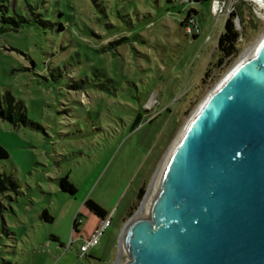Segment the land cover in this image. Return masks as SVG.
Returning <instances> with one entry per match:
<instances>
[{
  "label": "rangeland",
  "instance_id": "374dc122",
  "mask_svg": "<svg viewBox=\"0 0 264 264\" xmlns=\"http://www.w3.org/2000/svg\"><path fill=\"white\" fill-rule=\"evenodd\" d=\"M3 3L24 21L0 32V93L21 100L35 126L0 120L8 152L0 171L17 184L0 193V264H116L122 232L175 138L264 33V7L252 0ZM237 8L236 52L218 63V35ZM189 9L198 31L181 24ZM63 176L75 193L61 190ZM87 198L111 219L80 255L101 222ZM43 209L51 222L39 219Z\"/></svg>",
  "mask_w": 264,
  "mask_h": 264
},
{
  "label": "water",
  "instance_id": "95a60500",
  "mask_svg": "<svg viewBox=\"0 0 264 264\" xmlns=\"http://www.w3.org/2000/svg\"><path fill=\"white\" fill-rule=\"evenodd\" d=\"M120 244L116 264H264V38L206 97Z\"/></svg>",
  "mask_w": 264,
  "mask_h": 264
},
{
  "label": "trees",
  "instance_id": "16d2710c",
  "mask_svg": "<svg viewBox=\"0 0 264 264\" xmlns=\"http://www.w3.org/2000/svg\"><path fill=\"white\" fill-rule=\"evenodd\" d=\"M201 1V0H195ZM192 9H189L185 17L182 19L181 24L184 26L193 17L189 14ZM242 8L232 9L229 11L223 23V30L220 32L217 38L216 47L220 52L221 58L218 63L236 52V43L241 35L235 25V18L241 20L240 12ZM24 21V18L14 15L7 14L5 4L3 0H0V32H4L6 28L11 26L13 29H17L20 24ZM0 120H6L14 126H35V124L28 119L26 115L25 105L21 100L16 99L10 92L5 91L0 93ZM8 157L7 150L0 144V159H6ZM59 186L62 191L75 193L76 188L67 179V176H63L59 179ZM17 184L14 179L3 171H0V193H6L10 190H16ZM143 192L142 188H139L136 195L140 197V193ZM83 204L88 208L89 211L93 212L100 218L106 216V211L95 201L90 198L84 200ZM39 219L45 222H51L53 220L52 215L49 214L47 209H43L39 214ZM78 222L75 217L72 224L73 232L78 231Z\"/></svg>",
  "mask_w": 264,
  "mask_h": 264
},
{
  "label": "bare ground",
  "instance_id": "6f19581e",
  "mask_svg": "<svg viewBox=\"0 0 264 264\" xmlns=\"http://www.w3.org/2000/svg\"><path fill=\"white\" fill-rule=\"evenodd\" d=\"M252 1H254V2H256L258 5L264 7V0H252ZM215 6H218V2L216 3ZM263 38H264V33L259 37V39L256 41V43H255L253 46L249 47L247 50H245V52L242 53V55H241V57H240L238 63H237L235 66H237V65L240 64L242 61H244V60L248 59L249 57H251V56L254 54V52H255V50H256L258 44L260 43V41H261ZM235 66H234V67H235ZM234 67H232V68L226 73V75L223 77V79H222L221 81H219V83H218L217 85L214 86L213 90H214L216 87H218V86L224 81V79L226 78V76L229 74V72H230ZM213 90H212V91H213ZM212 91H211V92H212ZM211 92H210V93H211ZM205 99H206V98H205ZM205 99H204V100H205ZM204 100L202 101L201 105L195 110V112H194L193 115L190 117V119L187 121V123H186V125L184 126V128L179 132V134H178L177 137L175 138L174 142L172 143L171 147L169 148V150H168L167 153L165 154L164 158L162 159V161H161V163H160V165H159V167H158V169H157V171H156V173H155V176H154V178H153V180H152V182H151V184H150L149 190H148L147 194L145 195V197H144V199H143V202H142V205H141L139 211L137 212V214H139V212H141V210L143 209L144 203H145V201H146V199H147V196H148V194H149V192H150V189H151L152 183H153V181H154V179H155V177H156V175H157V173H158V171H159V169H160V167H161V165H162V163H163L165 157L167 156V154L169 153V151L173 148V146L175 145L176 140L179 138V136H180V135H181V134L187 129V127H188L190 121L193 119V117L195 116V114L198 112V110H199L200 107L202 106ZM137 214H136V215H137ZM136 215L133 217V219H135V218L137 217ZM131 221H132V220H131Z\"/></svg>",
  "mask_w": 264,
  "mask_h": 264
},
{
  "label": "built area",
  "instance_id": "2783aa9c",
  "mask_svg": "<svg viewBox=\"0 0 264 264\" xmlns=\"http://www.w3.org/2000/svg\"><path fill=\"white\" fill-rule=\"evenodd\" d=\"M186 26H187L188 31H191V28L198 31V25L196 21L194 20V18L190 19L189 22L186 24ZM110 219H111L110 215L101 218V222L99 226L95 228L92 235L89 238L83 240L82 243L80 244L79 246L80 255H86L89 247L95 245L98 242V238L100 234L103 232V230L106 227L110 225Z\"/></svg>",
  "mask_w": 264,
  "mask_h": 264
},
{
  "label": "crops",
  "instance_id": "0c3cea01",
  "mask_svg": "<svg viewBox=\"0 0 264 264\" xmlns=\"http://www.w3.org/2000/svg\"><path fill=\"white\" fill-rule=\"evenodd\" d=\"M96 228V226H94L93 228L90 229V231L88 232V237L89 235L93 232V230ZM80 230H78L77 232H73V233H79ZM83 240V237L81 236L80 238H78L76 241H79V240ZM57 240V239H55ZM85 240V239H84Z\"/></svg>",
  "mask_w": 264,
  "mask_h": 264
}]
</instances>
